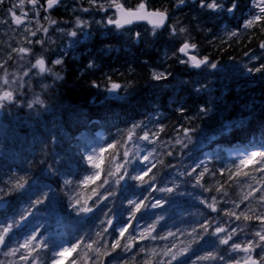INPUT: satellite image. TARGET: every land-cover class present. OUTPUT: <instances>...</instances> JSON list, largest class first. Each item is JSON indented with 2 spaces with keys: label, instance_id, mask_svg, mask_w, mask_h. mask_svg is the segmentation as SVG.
I'll return each instance as SVG.
<instances>
[{
  "label": "trees",
  "instance_id": "1",
  "mask_svg": "<svg viewBox=\"0 0 264 264\" xmlns=\"http://www.w3.org/2000/svg\"><path fill=\"white\" fill-rule=\"evenodd\" d=\"M8 4L9 0L0 4V13L7 10ZM240 14L239 7L233 14H223L225 20L220 31H217L218 34L208 28L198 30L191 23L184 24L179 21L177 29L183 27L187 31L172 35L176 48H171L173 51L170 50L169 53L167 47H160L158 55L155 56L145 54L141 57L137 48L132 46L133 43L125 45L120 42L134 40L129 30L120 34L96 32L83 41V45L78 43L61 52L63 56L58 59L63 60L62 64H54V60H50V52L51 49H59L63 42L56 40V46H40L38 57L43 56L51 71L45 72L41 82L32 80L22 83V86L18 83V86L12 88L16 90L18 102L6 103L0 109V180L8 181L12 176H23L30 183L34 181L38 187L32 189L36 195L13 192L4 196V204L0 207V223H11L13 217L19 220L20 213L28 207L29 199L34 201L43 192H48L49 198L43 204L30 209L31 215L25 212L27 220L22 222L23 226L12 230V239L8 245L0 247L2 264H28L20 258L22 254H27L24 249L14 256H6L4 253L8 248L15 247L17 241L22 242L33 228L40 226L38 234L51 238L57 244L71 243L78 237L85 234L92 236L108 227V217L104 213L109 212V209V217L117 228L127 226L126 236L128 233L138 234L145 226L154 224L157 220L159 222L156 223V230L159 235H167L169 231L176 233L175 237L167 240L139 241L132 252H119L118 255L127 264H142L146 257L151 256L150 252L140 253L133 261L131 257L140 248L155 249L160 255L151 256L153 261L167 260L168 257L162 256L165 246L170 247L173 242L177 244V248L188 245L191 243L188 233L192 228L200 232L201 223L211 222L214 218L218 222L228 219L222 213L212 212L201 201L211 203V197L215 196L219 201L218 208L231 210V201L238 200L243 193L250 190L248 184L253 187L264 186L261 172L256 171L258 165L242 168V171H248L255 176L256 180L245 181V178L240 177L233 182L236 178L229 180L228 171H220L231 167L234 161L239 163L236 159L237 150H264L260 147L264 142V72H247L239 77L233 73L230 76L225 70H213L211 74L202 71L188 73L184 64L177 60V43L183 42L179 41V36H191L198 53L204 54L209 61L227 63L243 58L245 54L260 51L255 67L264 64V51L260 48L261 42H264V28L243 29V24H235L239 23L235 19ZM56 17L51 18L56 20ZM238 28L241 35L229 38V33ZM55 54L60 55L58 52ZM26 60L27 57L21 59L17 54L12 59L8 57L5 60L8 73ZM89 64L93 67H89ZM154 70L171 75L157 81L152 79L151 72ZM2 75L3 71L0 70V76ZM57 75L60 79L56 78ZM116 82L121 88L110 93L108 89ZM37 96L44 104H37L29 109L27 104ZM201 107H211L212 111L202 114ZM181 108L183 111L179 110ZM137 123L141 124V128L136 129V136H142L145 131L150 135L158 133V136L153 137V143L139 141L145 155L148 151L155 150L150 162L147 165L134 163L133 166L146 172L151 164H155L152 171L145 176V180L155 176V180L150 181L152 186L144 184L137 187L138 181L126 180L121 181L120 185L100 187L106 178L109 158L116 155L117 163L122 160V153L125 148H130V143L123 146L121 144L127 131ZM224 125L230 127L224 129ZM161 127L163 131H159ZM183 128L195 129L191 133V143L186 148L176 144L177 138L184 139ZM97 132L104 135L101 145L105 149L101 177L94 184H80L85 175L94 172L85 161L84 153L87 144L97 141ZM109 144L113 147L108 148ZM169 152L172 155H168ZM99 155L98 152L97 156ZM256 160L259 161L260 157H256ZM200 161H204V164L193 175H187ZM50 165L52 170L48 171ZM133 167L128 168L129 173L138 174L133 171ZM204 168L208 171L200 181L202 186H195L196 176ZM65 179L74 183L65 186ZM174 185L178 187L171 193L156 190L173 188ZM221 185L227 196L215 190ZM4 186L0 183V187ZM94 188L101 195L107 196V199L101 201L92 213L85 215L75 212L70 207L69 196L79 194L82 202L91 196L88 206H92L96 199L92 192ZM106 188L115 194L108 196ZM205 188L210 190L205 191ZM255 195L258 196L259 193ZM145 197L148 199H144ZM129 199H135L137 203L144 200L145 204L160 200L161 206L146 210L142 208L136 214L137 219L127 225ZM251 207L259 208V205L253 201ZM241 208H244V204H241ZM101 221L105 223L102 224ZM253 224L257 222L253 221ZM117 236L118 233L109 228L108 242L111 243ZM225 248L226 246L219 245L215 237L205 235L199 243L192 244V250L181 260L184 264H192L197 256L213 251L224 255L225 261H201L200 264H235V260L229 258L235 254L227 253ZM77 251L82 253L83 250L81 248ZM116 255L117 253L113 254ZM239 255L242 256L243 253ZM41 257L46 259V252H41ZM85 258V254L78 256L77 253L68 252L60 258L59 264H71L73 260H76V264H82ZM103 259L105 264H109L112 257Z\"/></svg>",
  "mask_w": 264,
  "mask_h": 264
},
{
  "label": "snow or ice",
  "instance_id": "2",
  "mask_svg": "<svg viewBox=\"0 0 264 264\" xmlns=\"http://www.w3.org/2000/svg\"><path fill=\"white\" fill-rule=\"evenodd\" d=\"M3 0H0L2 3ZM27 3L31 5V11L33 12L32 19H35L39 16L40 10L48 11L62 3V0H45V4H41L40 0H27ZM89 8H80L82 12H88L90 8H97L100 11L107 12L108 9H114L113 16L108 17L106 23L108 25H114L116 29H123L127 25H131L137 21H146L150 25H152V33L156 34V31L165 26L166 21L168 20V11L160 10V9H149L146 3V0H140V3L135 8H126L124 3L121 0H87ZM186 3V0H176L177 6L183 5ZM201 8H207L212 10L213 12H227L234 13L239 5V0H231V3L227 6L224 3V0H199ZM251 9L249 11L248 18L244 20L242 28L243 29H251L254 27H262L264 28V0H250ZM24 0H20L17 5H14V8H20L21 14L17 16L13 8L9 9V13L13 17V22L17 26H23L24 30L30 35L35 36L36 31H43L47 33L48 29L46 27L40 26L36 29V31H32L28 26L31 23V20L28 19V13L23 11ZM252 9L255 10L253 13ZM48 19V17H45ZM27 21V23H26ZM36 23L39 24V21L36 20ZM50 24H56V20H49ZM96 23H101V21H96ZM89 27V22L85 20H81L79 17L76 18L75 28L71 31L66 32V35L70 37H77L78 32L82 33L85 38H88L91 33L84 31ZM58 31L64 32V29H58ZM187 31L186 28L180 27L177 29L175 25L170 26V34L175 36L178 33L183 34ZM240 34V28L233 30L229 33V38L236 37ZM136 38L139 39L140 33H136ZM28 43L31 44L32 41L28 40ZM35 43L43 44V40H36ZM260 48L264 49V42H261ZM197 49V45L194 43H190L188 40H185L181 46L177 49V52L183 54L187 57L186 60H180L182 64H188L192 68L199 69L202 66L217 68L216 63H211L208 57H198L194 54V50ZM13 52L17 53L21 59H23L26 55L31 54L32 49L27 47H20L18 49H13ZM176 55V53H173ZM9 59H12V56L9 55ZM252 59H259V57H252ZM6 61L4 64H0V70L3 71V75L0 76V109L5 107L6 103H15L17 101L16 90L10 88L12 84L20 83L16 80L13 75L10 79V74L5 67ZM54 64H62V59H56L53 61ZM89 67H93L92 64H89ZM32 69H38V74H43L45 72H50L51 70L46 66L45 59L43 56H39L36 58L35 63L31 64L28 72H25L24 75L27 76ZM248 73L252 72H264V64H261L259 67L248 68ZM171 75V73H163V72H152V79L154 80H162L167 79V77ZM57 79L60 77L57 75ZM22 86V84H20ZM98 86V85H96ZM47 87V86H45ZM121 88V85L117 83H112L111 88L108 89L110 93L116 92ZM199 91L200 89H196ZM43 105L44 101L41 100L38 96L32 102L27 104L29 109H32L34 105ZM183 111V109H179ZM212 111L210 108L201 107L200 112L202 114H207ZM224 129H228L230 125H224ZM141 128V124H133L131 128L127 131V136L124 139L121 146L127 144L132 141H148L149 143H153V137L158 136V133L149 134L148 131H145L142 136H136V129ZM159 131H163V127L159 129ZM184 139L177 138L176 144H180L183 148L188 146V143H191L192 135L191 133L195 131V129L191 128H183ZM187 141V143L185 142ZM53 143H55V137H53ZM95 143H99L97 140ZM255 147V144L252 145ZM87 151L84 153L85 161L91 166L94 170L93 174L85 175L83 180L80 181V184H94L101 177V164L104 162L103 153L105 149L100 147H94L92 144H87ZM113 145L109 144L108 148H112ZM261 149H264V142L260 145ZM148 151L147 155L141 156V147L139 143H135L132 148H125L122 153V160L117 163L116 155H112L109 158V166L106 170V178L103 180V183L100 187H104L105 185H120L121 181H138L139 184L137 187L143 186L144 184H148L151 187L150 181L155 180V176L149 177L148 180H145V176L148 175V172L152 171V168L155 167V164H151L147 171L144 172L141 169H137L134 166V163H140L147 165L150 162V158L153 157V152ZM99 152V157L97 153ZM168 155H172L171 152ZM256 157H260V160L257 161ZM236 159L239 163L233 162L231 167L226 169H221V173L224 171H228L229 180H233L235 177L236 182L240 177L245 178L246 180H256V177L250 175L248 171H242V168H247L249 165H258L256 171L261 172V182H264V150L262 151H248L245 148L243 151L237 150ZM43 163V161H41ZM162 163V162H161ZM204 164V161H200L195 165L192 169V172L186 173L191 176L196 172V169L200 168ZM113 165H115V170H113ZM133 167V171L138 174L132 175L129 173L128 168ZM234 169V170H233ZM51 165L48 168V171H51ZM122 170V171H121ZM208 169L204 168V171L200 172L196 176V184L195 186H202L200 181L203 178L205 172ZM185 173H181L184 175ZM215 175V173H212ZM108 177H113L114 179H109ZM244 181H240L243 183ZM0 183L4 184V187H0V206L4 204V196L10 195L13 192L21 193V194H31L36 195L33 188L38 187L36 183L33 181L29 182V179L23 176H12L9 177L8 181L0 180ZM64 185L69 186L74 182L70 179L64 180ZM46 187V186H45ZM178 187L174 185L173 188H159L157 191L161 192H173L174 188ZM247 187L250 189L249 191L243 193L238 200L231 201L232 209H222L218 208L217 205L219 201L215 196L211 197V203L207 201H201V203H205L212 212L222 213L224 217L228 219L220 220L219 222L214 218L211 222L201 223L199 225L200 232H197L196 228H192V231L188 233L191 237V243L188 245H184L182 247L177 248V244L173 242L170 247L165 246L162 250V256L168 257L167 260H157L153 261L151 256H158L155 249H145L140 248L138 252L134 253L131 259L135 261L136 257L140 253L150 252L151 256L146 257L142 264H173V262H177V264H184L181 260L182 257L186 256L192 250V244L199 243L200 240L203 239L205 235L215 237L218 241L219 245L226 246L225 251L230 254H235L230 256V259L235 260V264H264V186L253 187L252 184H248ZM205 191H209L210 189L205 188ZM217 192H223L224 196H227V192L223 189V186L217 187L215 189ZM51 191V190H49ZM105 191L108 193V196H112L115 193L113 191H109L107 188ZM93 194L96 196L95 201H93L92 206H88V200H92V197L89 196L87 199L81 201L79 194L69 196L71 201L70 207L77 212L78 214H88L91 213L94 208L103 200L107 199V196L101 195L94 188L92 189ZM259 193V195H255ZM49 198L48 192L41 193V196L36 200L29 199L28 207L24 209L20 213V219L16 220L13 217L11 223H7L6 221L0 223V246L6 247L9 241L12 239L11 232L15 228L22 227V222L27 220V216L25 212L31 215L30 209L36 208L37 205L43 204L46 199ZM144 199H148L145 197ZM253 201L259 205V208L251 207ZM228 202V201H225ZM129 206V219L126 221L127 225H131L133 220L137 219V213L141 212L143 209L148 208H157L161 206V201L156 200L155 203L145 204L144 200H140L139 203L135 199H129L127 201ZM241 204H244V208H241ZM239 210V211H237ZM109 212H105V217H108L106 223L108 227L103 228L101 231L94 233L92 236L85 234V236L76 238L75 242L71 243H55L51 238H44L42 234H38V228H33L29 234H27L22 242L17 241L16 246L12 248H8L4 254L7 255H15L17 252H20L21 249H24L27 253L21 255V260L27 261L28 264H59V260L62 256H64L67 252H74L77 255L85 254L86 258L82 262V264H105L104 257H112L109 261V264H127V261L124 260L123 257L118 255L119 252L129 253L137 246L139 241L143 240H167L169 237H175L176 233L169 231L167 235L161 236L157 233L156 223L147 225L145 228L141 229L138 234L133 235L132 233H128L126 236L125 233L128 231L127 226L122 225L117 228L113 219L109 217ZM163 219V217H160ZM253 221L257 222V224H253ZM242 222V223H236ZM101 223H105V221H101ZM109 228L114 229L118 236L112 240L111 243L108 242L107 234H109ZM211 229V231H209ZM246 229H255L252 231H247ZM179 231V230H177ZM156 233V234H154ZM183 234V233H181ZM244 239H241V237ZM82 248V253L78 252V249ZM173 249H176L173 251ZM259 249V252H257ZM41 252H46V259L41 257ZM35 253V255H33ZM114 253H117L116 256H113ZM243 253V255H239ZM255 254V255H254ZM31 257V259H29ZM220 260L225 261V256L221 255L219 252L209 251L204 255L197 256L195 260L192 261V264H200L201 261H214ZM2 264V262H0ZM71 264H76V260H73Z\"/></svg>",
  "mask_w": 264,
  "mask_h": 264
},
{
  "label": "flooded vegetation",
  "instance_id": "3",
  "mask_svg": "<svg viewBox=\"0 0 264 264\" xmlns=\"http://www.w3.org/2000/svg\"><path fill=\"white\" fill-rule=\"evenodd\" d=\"M121 2L124 3L126 8H135L140 3V0H122ZM40 3L45 4V7H46L45 0H40ZM146 3H147V6L149 9H160L162 11L167 9V11H168V20L166 21L165 26L158 29L156 31L155 35H153V33H152V25H150L149 23H147L145 21L135 22L131 25L125 26V28H123V29H116L114 27V25H108V24H107V26L106 25H104V26L95 25L94 26V18L89 17V16H91V12L87 13L88 18L86 20L89 22V27L87 29H85L84 31H87V32L91 33V35H94L96 32H97V34H103L104 32H114L115 34L116 33L120 34L123 31L129 30L131 32V34L133 35L134 40L133 41L120 40V42H122L125 45H129V43L130 44L133 43L132 46H135L137 48L138 54L141 57L145 54L146 55L152 54L153 56H155V55H158V49L160 47H167V48H169V47L173 48L174 47V48H176L175 47L176 42L173 41L172 35L170 34V26L175 25L177 27V24L179 23V21H183L184 24L186 22L191 23L192 26L194 28H197L198 30H201V28H204V29L208 28L209 31H212V32H215V34H218L217 31H220L221 24L224 23L223 20L225 18L223 16V14L227 13V12H222V11L221 12H213L210 9L201 8L199 0H186V3L183 5H180V6H177L176 0H146ZM224 3L227 6L228 4L231 3V0H224ZM78 4L81 7L87 5L89 8L87 0H62V3L60 5L52 8V9H49L48 11H44L43 9H41L40 14H39V17H40L39 20L41 21V19H45V16H47V14L50 17L57 16L56 20H58V21H60V20L63 21V20H67V19L70 20L74 15H76L77 7H75V5H78ZM249 4L251 7L250 0H239V5H238L239 11L241 12L240 7H245L244 13L245 12L246 13L248 12V13L247 14L245 13L243 18L242 17L240 18V16H238V18H236L235 20L238 21L239 23H236V24L241 25V24H243L244 20L248 18L249 11H250L249 10L250 9ZM28 5L29 6L24 11L28 13V19H30V18H32L30 16L33 15V12L31 11V5L30 4H28ZM90 9H92V8H90ZM252 11H253V13L255 12V10H252ZM108 14H109V16H113L114 9H109ZM227 14L230 15L233 13H227ZM34 20L36 21L37 19H34ZM115 30H117V31H115ZM133 30H134V33H133ZM136 33H140L139 39L136 38V35H135ZM186 37L180 38V36H179L178 39H179V41H183V42L185 40H188L190 43L196 44L195 42H193L191 40V38H193V37H191V36L187 37V38ZM86 39L87 38H85V37L69 39V41H70L69 44H71L72 40L74 41L75 45L78 43L84 44L83 41H85ZM205 41H206V39H205ZM127 42H128V44H126ZM183 42L177 43L178 48L181 46V44ZM83 44H81V45H83ZM54 51H57V49H55ZM168 52H170V49H168ZM194 54H196L200 58L205 56L204 54H202V55L199 54L198 49L194 50ZM62 56H63L62 53H60V55L55 54L53 58L62 57ZM177 59L180 62V60H186L187 57L184 56L183 54L179 53V56L177 57ZM184 67L186 68L188 73H196V72L200 71V69L203 68V66L199 69L192 68L188 64H184Z\"/></svg>",
  "mask_w": 264,
  "mask_h": 264
},
{
  "label": "rangeland",
  "instance_id": "4",
  "mask_svg": "<svg viewBox=\"0 0 264 264\" xmlns=\"http://www.w3.org/2000/svg\"><path fill=\"white\" fill-rule=\"evenodd\" d=\"M5 1L8 2V0H3V2H5ZM3 2L0 4H3ZM9 2H10V4H8V6L6 7L7 10H5L4 13H0V64L3 61H5L9 57V55L13 56L14 54H17V53L12 51L13 49H18L20 47L31 48L32 49L31 54L25 56V57H27V60L22 62L21 64H19L18 67H16L14 70H12L9 73L10 79L14 75L16 80L19 81L20 84H22V83L26 84L28 82H31L32 80H35L37 82H41L43 80V76L45 73L38 74V69H32L31 72H29V74L27 76L24 75L25 72L29 71L31 64L35 63V60L38 57V52L40 51V48H41L40 46H43V44H46L47 47H49V44L56 46V43H55L56 40H60L61 42H63V44H61L59 46V49H57V51H54L55 49H51L50 60L55 61L56 59L59 58V57L53 58L56 52H58V53L64 52L69 47L75 45L73 40H72L71 44H69L70 43L69 39L84 37L82 35V33H79V32H78L77 37H70V36L66 35V32L71 31L75 28V23H76L77 17H79L81 20L87 21L86 20L88 18L87 13L91 12V16H89V17L94 18V26L95 25H99V26L106 25L107 26L106 21H107L108 17H110L108 14V11L103 12V11L98 10L97 8H92L88 12H82V11H80V8H82V7L78 4V5H75V7H77L76 15H74L70 20L69 19L63 20V21L62 20H60V21L56 20L57 23L54 25L49 23V20H54V19H52L48 14H47V16H45V17H48V19H41V21H40L39 16L35 18L39 21V24H37L34 19L30 18L29 20H31V23L28 26L31 28L32 31H36V29L40 26L46 27L48 29L47 33H44L43 31H36L35 36H30L24 30L23 26L15 25V23L13 22V18L11 17V14L9 13V9L13 8V10L15 11V14L17 16H19L21 14L20 8H14V5H17L20 2V0H9ZM28 6L29 5L27 3V0H24L23 11L26 10V8ZM83 8H88V6L87 5L83 6ZM33 15L30 17H33ZM96 21H101V23L98 24V23H96ZM58 29H64V32L58 31ZM115 31H117V30H115ZM133 33H134V30H133ZM28 40H31L32 43L29 44ZM36 40H43L44 43L43 44H37V43H35ZM261 50L264 51V49H261ZM260 53L261 52L259 51V53H256V54L255 53L245 54L243 58H240V59L235 60V61L230 60L227 63H216V62L210 61L211 63H216L217 68L213 69L210 67L203 66L204 68L200 69V71L209 74L213 70H218V71L225 70V71H228L227 73H229L230 76L233 73V74L237 75L236 77H239V75H245L248 72L247 71L248 68H254L255 67L256 59L254 60V59H252V57H254V56L258 57ZM31 55L33 56L32 58L29 57ZM45 56L48 57V54H45ZM157 72H160V71H157ZM14 86H18V83L12 84L10 86V88H13ZM117 91H119V89ZM209 108L211 109V107H209ZM97 138H98L97 140L99 141V143H95V142L91 143L94 147H96L97 144H99V145L102 144V139H103L102 133L97 132ZM129 143H130L129 144L130 148H132L135 143H139V145H140L139 141H132ZM97 148H99V146ZM86 151H87V149H86ZM240 151H242V150H240ZM144 155H145V153L142 151V148H141V156H144Z\"/></svg>",
  "mask_w": 264,
  "mask_h": 264
},
{
  "label": "bare ground",
  "instance_id": "5",
  "mask_svg": "<svg viewBox=\"0 0 264 264\" xmlns=\"http://www.w3.org/2000/svg\"><path fill=\"white\" fill-rule=\"evenodd\" d=\"M245 6H246V5H245ZM249 7H250V4H249ZM244 8H245V7H240V10H241L240 18H241V17L243 18V16H244L245 13H246V12L244 13ZM250 9H251V7H250ZM250 9H249V10H250ZM252 10H254V9H252ZM247 13H248V12H247ZM247 13H246V14H247ZM223 16H224V15H223ZM240 18H239V19H240ZM224 20H225V19H224ZM242 20H243V19H242ZM235 24H236V23H235ZM225 30H226V29H225ZM104 35H105V34H104ZM240 35H241V34H240ZM224 36H225V35H224ZM101 37H102V36H101ZM127 41H128V40H127ZM173 48H174V47H173ZM168 49H169V48H168ZM170 50H171V48H170ZM172 50H173V49H172ZM172 50H171V51H172ZM171 51H170V52H171ZM170 52H169V53H170ZM201 52H202V51H201ZM255 54H256V52H255ZM206 55H207V54H206ZM71 57H72V56H71ZM105 57H106V56H105ZM204 57H205V56H204ZM175 59H176V58H175ZM177 60H178V59H177ZM236 60H237V59H236ZM232 61H235V59L232 60ZM170 63H171V62H170ZM170 65H171V64H170ZM172 65H173V63H172ZM174 65H175V64H174ZM203 68H204V67H203ZM150 69H151V68H150ZM150 69H149V70H150ZM151 70H152V69H151ZM182 71H183V70H182ZM177 72H178V71H177ZM177 72H176V73H177ZM151 73H152V72H151ZM150 75H151V74H150ZM53 77H54V76H53ZM205 81H206V80H205ZM116 83H117V82H116ZM156 84H157V83H156ZM182 84H183V83H182ZM182 86H183V85H182ZM180 91H181V90H180ZM130 92H131V91H130ZM127 93H128V92H127ZM199 94H200V93H199ZM199 94H198V95H199ZM121 96H122V95H121ZM181 102H182V101H181ZM203 102H204V101H203ZM100 133H101V132H100ZM102 137H104L103 133H102ZM103 139H104V138H103ZM103 139H102V141H103ZM41 144H42V143H41ZM101 145H102V144H100V145L97 144L96 147L99 146V148H100ZM97 149H98V148H97ZM42 151H44V150H42ZM231 153H232V152H231ZM91 213H92V212H91Z\"/></svg>",
  "mask_w": 264,
  "mask_h": 264
},
{
  "label": "water",
  "instance_id": "6",
  "mask_svg": "<svg viewBox=\"0 0 264 264\" xmlns=\"http://www.w3.org/2000/svg\"><path fill=\"white\" fill-rule=\"evenodd\" d=\"M137 22H140V21H137ZM146 22V21H145ZM135 23V22H134ZM1 207V206H0ZM1 247V246H0Z\"/></svg>",
  "mask_w": 264,
  "mask_h": 264
}]
</instances>
